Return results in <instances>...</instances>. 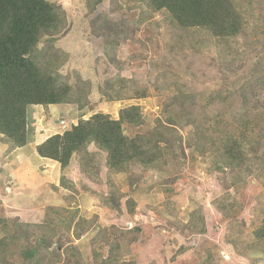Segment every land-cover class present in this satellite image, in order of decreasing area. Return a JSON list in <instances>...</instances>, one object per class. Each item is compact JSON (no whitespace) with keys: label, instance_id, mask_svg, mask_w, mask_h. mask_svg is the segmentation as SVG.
Here are the masks:
<instances>
[{"label":"rangeland","instance_id":"rangeland-1","mask_svg":"<svg viewBox=\"0 0 264 264\" xmlns=\"http://www.w3.org/2000/svg\"><path fill=\"white\" fill-rule=\"evenodd\" d=\"M48 1L66 17L55 41L68 55L60 72L72 83L80 76L90 89L80 104L27 109L25 151L18 150L28 153L29 167L15 184L0 167V218L29 224L32 233L44 226L51 256L56 249L61 254L55 264H264V243L256 247L252 234L262 219L264 188L250 163L223 166L219 141L224 126L253 141L264 125V18L258 19L257 5L255 28L216 44L172 35L169 14L148 12L145 0H102L91 14L87 0ZM177 91L187 97L174 105ZM130 106L138 108L140 122L123 124L124 135L163 131L164 138H151L163 166L133 162L115 173L93 145L88 157L72 155L66 169L37 154V146L79 120L97 113L117 119ZM185 114L208 118L218 130L205 153L190 137ZM7 142L0 135V161L17 150ZM245 145L249 156L254 149L264 153V141ZM220 202L234 205L232 214L222 215L215 207ZM12 252L8 264H21L17 246ZM42 254L43 264H52L47 251Z\"/></svg>","mask_w":264,"mask_h":264},{"label":"trees","instance_id":"trees-1","mask_svg":"<svg viewBox=\"0 0 264 264\" xmlns=\"http://www.w3.org/2000/svg\"><path fill=\"white\" fill-rule=\"evenodd\" d=\"M101 2L102 0H87L88 14L94 12L96 5ZM145 5L150 13L164 10L169 14L172 20L169 23L172 35L179 32L180 38L213 41L216 44L244 38V32L255 28L252 25H257L254 23L256 9L260 11L258 19L261 21V17L264 18V0H145ZM65 26V14L55 2L0 0V135L16 148L25 147L26 114L30 106L80 104L87 100L90 86L85 87L80 76L72 83L60 72L68 55L55 45V41L63 33ZM44 40L46 46L36 52L38 44ZM174 41L177 46L181 40ZM77 90L82 92L78 94ZM215 95L220 102L227 101L225 95ZM106 96L108 101L117 99ZM132 96L143 95L133 92ZM181 96L184 100L187 97L182 91H177L173 99L174 105H177ZM209 98L211 99V94ZM188 103L190 105L191 101ZM261 114L264 116V112ZM184 117L188 119L186 125L192 128L190 137H196V148L205 153L209 140L211 146L212 136L217 134L218 130L212 129L213 122L208 121V118H193L191 114H185ZM171 119L169 124L176 125V118ZM139 122L140 114L135 106L122 109L117 119L97 113L87 120H79L62 134L49 137L37 146L36 152L42 158L59 163L61 169L67 168L72 155L83 153L87 156L88 145H93L105 153V165L109 171L115 173L122 172L123 167L133 162H138L143 167L163 166L165 162L160 153L157 152L156 155V141L151 140L164 138L166 134L163 131L155 130L152 135L133 138L124 135L123 124L132 127ZM159 127L165 128L162 123ZM261 130L252 141L251 138H246L244 131L236 134L224 126L219 141L223 166L232 170L250 163L256 168L254 174L264 188V153L257 155L258 152L254 149L255 154L249 156L245 145L247 139L252 144L264 141V125ZM157 150H161L160 147H157ZM89 156L93 164V154L89 153ZM262 197L259 204H264V196ZM215 207L224 216L232 214L235 209L229 202L217 203ZM30 227L29 224L0 218V228L4 234L0 238V264L9 263L14 246L18 248L21 264H43V250L47 251L50 263H57L60 251L56 249L55 258L51 256L44 226L37 233H32ZM203 229L201 220L197 231ZM252 234L256 247L264 243V206L261 222ZM32 238H35L34 242ZM68 250L75 251V247Z\"/></svg>","mask_w":264,"mask_h":264},{"label":"crops","instance_id":"crops-1","mask_svg":"<svg viewBox=\"0 0 264 264\" xmlns=\"http://www.w3.org/2000/svg\"><path fill=\"white\" fill-rule=\"evenodd\" d=\"M19 148H17V150H13L10 149L9 155L6 157H3L2 160L0 161V167H4V169L6 170V172L8 173V175H12L11 177L14 179V184L16 183L15 178L16 176H21L20 174H22V172L29 167V156L28 153H26L27 155H21V153H23L25 150H23V152L21 150H18ZM12 155L13 160H8V157ZM3 156V155H2ZM18 157V161H14V158ZM12 159V158H11ZM39 160H45L42 158H39ZM6 161V162H5ZM12 190H14V187H11Z\"/></svg>","mask_w":264,"mask_h":264}]
</instances>
